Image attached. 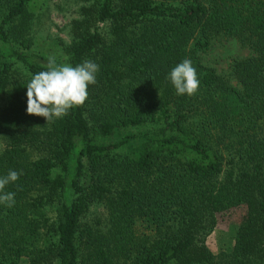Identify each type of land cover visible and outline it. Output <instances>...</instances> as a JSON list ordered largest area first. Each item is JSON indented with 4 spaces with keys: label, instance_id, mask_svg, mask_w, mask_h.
Masks as SVG:
<instances>
[{
    "label": "trees",
    "instance_id": "16d2710c",
    "mask_svg": "<svg viewBox=\"0 0 264 264\" xmlns=\"http://www.w3.org/2000/svg\"><path fill=\"white\" fill-rule=\"evenodd\" d=\"M30 0H0V264H264V0H73L57 64L99 65L89 97L46 123L26 112ZM216 36L246 49L228 73L200 55ZM195 95L168 79L183 59ZM100 215L84 222L91 207ZM237 213L227 253L205 244Z\"/></svg>",
    "mask_w": 264,
    "mask_h": 264
},
{
    "label": "clouds",
    "instance_id": "9594fccd",
    "mask_svg": "<svg viewBox=\"0 0 264 264\" xmlns=\"http://www.w3.org/2000/svg\"><path fill=\"white\" fill-rule=\"evenodd\" d=\"M47 70L31 75L26 86L27 107L29 115L43 117L46 123L66 116L74 106L83 105L89 97L88 87L94 85L99 65L91 60L80 64H57L54 56L48 58ZM168 79L177 95H195L199 89L196 68L188 58L171 69ZM21 172L10 170L0 177V204L12 207L15 193L5 192V187L19 179Z\"/></svg>",
    "mask_w": 264,
    "mask_h": 264
},
{
    "label": "rangeland",
    "instance_id": "374dc122",
    "mask_svg": "<svg viewBox=\"0 0 264 264\" xmlns=\"http://www.w3.org/2000/svg\"><path fill=\"white\" fill-rule=\"evenodd\" d=\"M27 9L34 15L32 27V47L40 54L59 58L62 56V46L68 39L66 26L73 17L75 3L73 0H30ZM247 50L239 46L232 38L216 36L206 52L200 55L201 63L224 77L228 83L235 86L234 80L228 73L232 60L246 57ZM100 215L99 209L91 207L84 218V222L95 223ZM237 213L233 212L217 217L215 228L208 234L205 244L214 255L227 253L235 229Z\"/></svg>",
    "mask_w": 264,
    "mask_h": 264
}]
</instances>
